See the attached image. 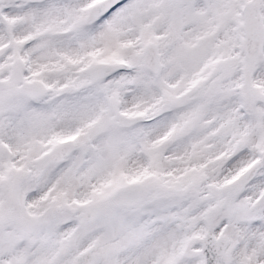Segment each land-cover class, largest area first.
<instances>
[{
    "label": "snow or ice",
    "instance_id": "6c2138e0",
    "mask_svg": "<svg viewBox=\"0 0 264 264\" xmlns=\"http://www.w3.org/2000/svg\"><path fill=\"white\" fill-rule=\"evenodd\" d=\"M0 264H264V0H0Z\"/></svg>",
    "mask_w": 264,
    "mask_h": 264
}]
</instances>
